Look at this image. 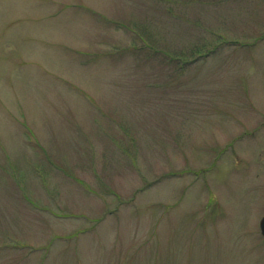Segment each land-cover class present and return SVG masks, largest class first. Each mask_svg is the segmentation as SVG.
Returning <instances> with one entry per match:
<instances>
[{
    "label": "rangeland",
    "instance_id": "obj_1",
    "mask_svg": "<svg viewBox=\"0 0 264 264\" xmlns=\"http://www.w3.org/2000/svg\"><path fill=\"white\" fill-rule=\"evenodd\" d=\"M264 0H0V264H264Z\"/></svg>",
    "mask_w": 264,
    "mask_h": 264
},
{
    "label": "water",
    "instance_id": "obj_2",
    "mask_svg": "<svg viewBox=\"0 0 264 264\" xmlns=\"http://www.w3.org/2000/svg\"><path fill=\"white\" fill-rule=\"evenodd\" d=\"M260 229H261L262 235L264 236V217L260 221Z\"/></svg>",
    "mask_w": 264,
    "mask_h": 264
}]
</instances>
